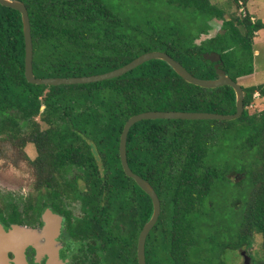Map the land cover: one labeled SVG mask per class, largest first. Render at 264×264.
I'll use <instances>...</instances> for the list:
<instances>
[{
	"label": "trees",
	"instance_id": "obj_1",
	"mask_svg": "<svg viewBox=\"0 0 264 264\" xmlns=\"http://www.w3.org/2000/svg\"><path fill=\"white\" fill-rule=\"evenodd\" d=\"M13 1L28 9L33 71L38 78L102 74L142 54L162 51L195 77L213 80L218 78L215 64L204 59V54L216 52L222 69L238 82L254 74L255 34L264 29V22L253 23L248 12L245 18L224 20V33L196 43L212 29L214 18L224 17V10L208 0H159L167 7L164 15L144 26L139 22L125 25V16L109 0ZM233 1L237 7L240 1L247 7L249 0ZM242 87L244 112L238 119L146 120L131 127L129 167L152 185L161 202L160 217L146 240L147 264H163L156 258V247L168 264H194L189 251L195 242L188 217L223 177L233 182L243 176L242 182L233 183L239 189L244 183L249 190L244 201L235 203L240 208L241 228L233 232L230 242L227 238L226 245L235 250L249 248L254 234H261L264 252V110L249 112L256 94L264 98V83ZM148 111L235 114L236 93L230 86L208 89L190 84L163 60H151L97 83L31 84L25 77L22 16L0 4V136L20 148L27 142L35 144L37 188H50L53 201L61 192L53 184L55 174H78L63 192L70 190L73 199L82 201L86 217L80 220V232L104 243L102 251L111 264H138V237L153 213L150 197L126 176L119 156L126 122ZM38 116L40 121L35 120ZM238 127L246 135L237 147V169L225 171L211 165L209 156L222 136ZM9 209L5 216L0 208L5 229L24 224V214L34 207L29 203L24 213L16 205L10 204ZM263 262L261 256L259 263Z\"/></svg>",
	"mask_w": 264,
	"mask_h": 264
},
{
	"label": "rangeland",
	"instance_id": "obj_2",
	"mask_svg": "<svg viewBox=\"0 0 264 264\" xmlns=\"http://www.w3.org/2000/svg\"><path fill=\"white\" fill-rule=\"evenodd\" d=\"M208 2L224 10V17L214 18L211 21L212 29L207 35L203 34L199 36L196 40L198 44L214 37L219 31L223 32L221 29L224 20L233 16L239 17L238 7L233 0H208ZM109 3L116 6L118 13L125 16L123 18L125 25L127 22L136 25L139 22V24L144 26L146 21L157 20L163 16L165 13L164 8H167L165 3L159 0H109ZM246 6V10L251 13V16H256L264 22V0H249ZM174 10L181 13L180 9L174 8ZM187 14L185 12L183 16H187ZM181 18L186 20L183 17ZM263 39L264 30L255 34V41L258 42L255 47L259 50V54L254 55V62L259 69V74L253 81L251 77L246 80H242L243 78L239 79L238 83L242 86L249 87L251 83L254 84L255 80H257V85L264 83ZM263 110L264 98L256 96L252 106L249 107V112L250 114H254ZM35 120L40 121V117L38 116ZM201 123V126L209 125ZM208 127L213 129V126ZM41 128L45 129L46 125L42 123ZM24 132L28 134L29 129L26 128ZM245 135L246 132L240 127L224 134L219 145L211 152L209 163L214 166L220 165L225 171L237 169L239 165L237 147L243 142ZM36 157L37 150L35 144L27 142L25 147L20 148L0 136V208L3 209L5 216H7L10 210V204L16 205L19 211L24 213L29 203H32L33 206L36 205L35 207L38 211H42L41 203L44 200H50V188H46L43 185L40 189L37 188L39 173L33 164ZM55 176L57 179L53 184H58V190L62 192L61 202L68 205L72 199L71 191L69 190V194H66L63 190L70 189L71 174L64 171L61 175L56 173ZM232 176L234 175L230 177ZM242 178L243 176H240L234 179V181L242 182ZM233 182L223 177L203 205L197 207L199 209L188 217V222L192 225L191 236L194 237L195 242L189 251L190 259L194 264H244L243 258L239 254L241 250H235L231 246L226 245L227 238L230 239L228 240L230 242L233 232L241 228L240 208H235V203L239 202H237V199L244 201L249 192L247 185L244 183L240 184L241 189H239ZM82 184L83 182L80 181L79 185L81 186ZM70 208L72 210L77 208L79 215L81 214L77 204L72 205ZM261 244V234H254L251 246L244 248L247 252L246 254L250 257L249 264L259 263L261 256H264ZM156 256L158 261L162 260L163 264H168L169 260L165 261L161 259V257H164V254L158 252L157 247ZM107 262V264H111L110 260Z\"/></svg>",
	"mask_w": 264,
	"mask_h": 264
},
{
	"label": "water",
	"instance_id": "obj_3",
	"mask_svg": "<svg viewBox=\"0 0 264 264\" xmlns=\"http://www.w3.org/2000/svg\"><path fill=\"white\" fill-rule=\"evenodd\" d=\"M0 4L2 6L17 10L22 16L25 42V77L31 84L61 86L97 83L120 77L151 60H163L182 79L190 84L208 89H215L224 86H230L234 89L236 93L235 114L225 115L208 112L148 111L132 116L126 122L123 128L119 143V156L123 170L126 176L133 179L136 184L150 197L153 205L152 216L142 228L137 244L138 264H147L145 252L146 240L160 217L161 202L152 185L148 181L141 178L139 175L135 174L129 167L127 159V139L131 127L138 122L146 120L231 121L238 119L244 112V90L242 85H240L238 82H235L222 69L223 62L221 61V56L216 52L204 54V59L215 64V70L218 78L213 80L195 77L181 63L162 51H153L142 54L127 65L102 74L81 77L38 78L35 76L33 71V40L31 22L27 7L24 3L13 0H0ZM222 33H224V31ZM45 221L46 227L44 228V231L42 233L38 232L37 229H30L20 225H13L10 229L6 230L0 222V264H28L25 257L26 248H28L29 246L37 245L41 237L48 236L51 237V239L55 238L58 229L60 228V218L57 215L52 214L49 210H47L45 213ZM10 254L13 255L12 259L10 258ZM249 263V258H245V264Z\"/></svg>",
	"mask_w": 264,
	"mask_h": 264
},
{
	"label": "flooded vegetation",
	"instance_id": "obj_4",
	"mask_svg": "<svg viewBox=\"0 0 264 264\" xmlns=\"http://www.w3.org/2000/svg\"><path fill=\"white\" fill-rule=\"evenodd\" d=\"M68 173L71 174L70 179L77 178L78 174H73L71 171H68ZM61 194L62 192H60V196L55 198L54 201L51 200L53 199L52 197H49L50 200L48 201L44 200L41 203V207L43 208L41 214H39L40 211H36L35 205L33 206L34 209L24 214V218L26 219L24 224H13L37 229L38 232L42 233L46 227L45 213L47 210L60 218V228L55 238L51 239L48 236L41 237L37 245L26 248V261L28 264H107L108 259L105 258V251H102V248L105 247L104 243L96 241L92 235L84 236L80 232L82 230L80 220L86 217V213L83 210L84 204L79 199L72 198L71 202L65 205L61 202ZM74 204L78 205L81 211L80 215L77 208L73 210L70 208ZM240 250L239 254L245 264V258H249L250 260V257L246 254L247 252L244 248ZM10 258H13L12 254H10Z\"/></svg>",
	"mask_w": 264,
	"mask_h": 264
},
{
	"label": "crops",
	"instance_id": "obj_5",
	"mask_svg": "<svg viewBox=\"0 0 264 264\" xmlns=\"http://www.w3.org/2000/svg\"><path fill=\"white\" fill-rule=\"evenodd\" d=\"M251 14V13H250ZM253 16V15H252ZM257 20H258V18L256 17V16H254ZM264 30V29H263ZM258 33V32H257ZM256 33V34H257ZM263 42H264V39H263ZM256 43H258L257 41H255V39H254V55H257V54H259V50H257L256 49V47H255V45H256ZM259 74V70H258V68H257V66H256V63L254 62V74H252V75H250V76H245V78L244 77H242L243 79L242 80H246L247 78H249V77H251L252 78V81H253V79H256L257 78V75ZM241 79V78H240ZM256 81L257 80H255V82H254V84H252L251 83V86H254V85H257L256 84Z\"/></svg>",
	"mask_w": 264,
	"mask_h": 264
},
{
	"label": "built area",
	"instance_id": "obj_6",
	"mask_svg": "<svg viewBox=\"0 0 264 264\" xmlns=\"http://www.w3.org/2000/svg\"><path fill=\"white\" fill-rule=\"evenodd\" d=\"M247 15L248 12L246 10V7L244 6L243 2L240 1L238 6V16L245 18L247 17ZM251 21L254 23L256 21V18L254 16H251ZM255 96H258V94H256Z\"/></svg>",
	"mask_w": 264,
	"mask_h": 264
},
{
	"label": "clouds",
	"instance_id": "obj_7",
	"mask_svg": "<svg viewBox=\"0 0 264 264\" xmlns=\"http://www.w3.org/2000/svg\"><path fill=\"white\" fill-rule=\"evenodd\" d=\"M257 20V19H256Z\"/></svg>",
	"mask_w": 264,
	"mask_h": 264
}]
</instances>
